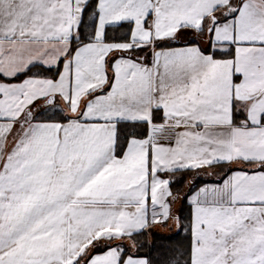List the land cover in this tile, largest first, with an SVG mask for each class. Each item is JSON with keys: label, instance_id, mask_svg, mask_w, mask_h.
<instances>
[{"label": "snow or ice", "instance_id": "1", "mask_svg": "<svg viewBox=\"0 0 264 264\" xmlns=\"http://www.w3.org/2000/svg\"><path fill=\"white\" fill-rule=\"evenodd\" d=\"M0 264H264V0H0Z\"/></svg>", "mask_w": 264, "mask_h": 264}]
</instances>
